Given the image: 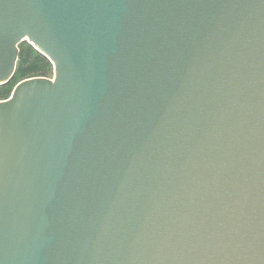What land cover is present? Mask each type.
Returning a JSON list of instances; mask_svg holds the SVG:
<instances>
[{"label": "water", "instance_id": "1", "mask_svg": "<svg viewBox=\"0 0 264 264\" xmlns=\"http://www.w3.org/2000/svg\"><path fill=\"white\" fill-rule=\"evenodd\" d=\"M0 264H264V0H0Z\"/></svg>", "mask_w": 264, "mask_h": 264}, {"label": "trees", "instance_id": "2", "mask_svg": "<svg viewBox=\"0 0 264 264\" xmlns=\"http://www.w3.org/2000/svg\"><path fill=\"white\" fill-rule=\"evenodd\" d=\"M19 48L15 75L10 82L0 85V100L9 98L14 87L26 78L34 76L53 77L54 75V65L51 60L31 43L23 41Z\"/></svg>", "mask_w": 264, "mask_h": 264}]
</instances>
